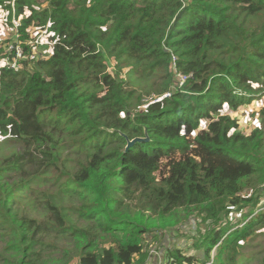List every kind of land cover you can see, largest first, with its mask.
<instances>
[{"label": "trees", "instance_id": "16d2710c", "mask_svg": "<svg viewBox=\"0 0 264 264\" xmlns=\"http://www.w3.org/2000/svg\"><path fill=\"white\" fill-rule=\"evenodd\" d=\"M0 11L19 21L22 41H35L30 29L51 42L49 54L24 63L23 71L0 69V137L10 149L0 156V216L12 213L18 191L47 199L57 231L71 229L85 244L79 264H144L146 235L193 217L200 222L192 232L206 222L215 227L191 237L192 246L210 264H222L264 228V211L228 234L219 225L251 202L241 191L264 185V0H0ZM125 68L137 82H152L154 101L142 100L141 86L137 96L128 90L120 78ZM174 71L191 77L173 89ZM250 103L259 107L262 127L245 135L232 114ZM63 131L81 160L61 155ZM136 138L148 142L126 150ZM51 173L78 197L85 228L67 227L36 188ZM33 221L12 233L17 256L36 246L21 247L24 232L42 231ZM165 258L205 263L176 248Z\"/></svg>", "mask_w": 264, "mask_h": 264}, {"label": "rangeland", "instance_id": "374dc122", "mask_svg": "<svg viewBox=\"0 0 264 264\" xmlns=\"http://www.w3.org/2000/svg\"><path fill=\"white\" fill-rule=\"evenodd\" d=\"M19 21L15 20L12 15L0 11V48L5 44L12 42L15 39V34L17 31V25ZM37 37L38 42H42L40 39L43 38L44 46H39L38 51L39 57L47 56L50 51V40L48 36L41 30ZM176 58V57H175ZM129 68L123 69L120 74V78L126 82L128 85V90L134 91L135 96H137V90L139 86L142 88V100L145 103L152 102L156 99V95L153 91L152 82H137L135 80V75L137 73H130L127 76ZM107 72L109 74L114 73L112 68H108ZM176 88V80L174 81L173 89ZM262 107V106H260ZM256 103H250L241 106L237 112L233 113V118L238 121L239 131L245 135H249L258 125H261L260 118L255 112L258 111ZM69 136V132L63 131L58 135L57 139L61 145L60 153L69 159L79 161L81 156H78L70 152L69 147L66 146V138ZM3 137H0V141H3ZM0 152V156H6L10 149L4 147ZM11 173V172H9ZM32 178V177H31ZM22 177L17 179V182H21ZM33 181V180H32ZM31 181V182H32ZM67 185V182H62L56 178L55 174H47L44 179H41L37 184L36 188L40 191L47 193L50 196V202L54 204L62 217L66 222V226L73 228L74 226H79L85 228L87 222L79 217L78 208L81 207V202L78 197L72 194L69 189H64L63 187ZM255 187V183H254ZM248 188L241 191V196L244 199H249L251 202L249 204H244L240 207L233 209L228 216L222 219L224 228L227 229L226 234H228V229H234L235 227H242L245 222L253 217L258 211H264V185H260L257 188ZM255 189L260 190V198L255 192ZM20 198H13L12 200V213L10 215L4 214L0 216V264H7L19 258L25 263L32 264H64L65 260L71 259L70 262L66 264H79L78 254L79 248L85 246L84 242L79 241L75 236L71 235V229L65 230L60 233L55 220L53 219L52 213L47 209V199L39 196L37 199L30 197L25 191H18ZM253 206V202H256ZM138 204V201L132 203V206ZM253 209V210H252ZM254 212V213H253ZM23 220L33 221L34 229L37 226H42V231L38 235H33V230L25 233V241L22 243L21 247L30 246L35 243L36 246L25 253V255L19 254L15 255L11 249L14 245V236L12 233ZM200 220L193 217L186 220L182 225L176 227H169L158 233H151L146 235L143 242V254L145 255L144 264H164L165 254L167 250L169 251L176 248L181 250L186 254H194L201 258L204 264H210L205 260L202 250H197L192 246L191 237L195 240L200 239L201 235H205L210 232V229L214 228L215 225L211 222H206L201 225L199 231L192 232V228ZM238 228V229H239ZM92 234H99L97 231H92ZM238 232H235L236 234ZM252 236L246 240V242H239L240 246L237 247L238 254L233 260H229L227 256H224L222 264H264V228L257 227L251 233ZM226 235H222V239ZM221 239V240H222ZM218 249V248H217ZM223 252L220 255L224 254ZM216 247L212 248L211 255L209 257L210 261L215 256ZM36 252L37 255L32 256V253ZM62 256H65L62 260ZM230 256V255H229Z\"/></svg>", "mask_w": 264, "mask_h": 264}, {"label": "built area", "instance_id": "2783aa9c", "mask_svg": "<svg viewBox=\"0 0 264 264\" xmlns=\"http://www.w3.org/2000/svg\"><path fill=\"white\" fill-rule=\"evenodd\" d=\"M26 32L31 34V37L35 39L34 42L28 40H21L18 37V34H15V39L12 42L5 44L1 47L0 51V69H7L12 72H21L24 70V63L29 62L30 65L36 61L39 57V52H37L39 46H44V42H38L37 36L39 30L32 31L27 29ZM31 47L28 54L25 53V49ZM46 57V56H43ZM172 60L175 61V56L172 57ZM30 68H27L29 70ZM176 75V86L180 88L190 77L191 75H182L174 71ZM261 106H264L262 104Z\"/></svg>", "mask_w": 264, "mask_h": 264}, {"label": "water", "instance_id": "95a60500", "mask_svg": "<svg viewBox=\"0 0 264 264\" xmlns=\"http://www.w3.org/2000/svg\"><path fill=\"white\" fill-rule=\"evenodd\" d=\"M145 142H148L147 138H136V139H133V140H128L125 149L128 150V148H132L137 143H145Z\"/></svg>", "mask_w": 264, "mask_h": 264}]
</instances>
